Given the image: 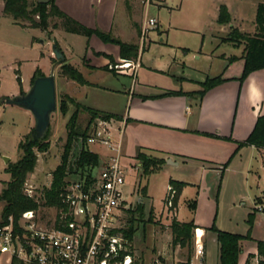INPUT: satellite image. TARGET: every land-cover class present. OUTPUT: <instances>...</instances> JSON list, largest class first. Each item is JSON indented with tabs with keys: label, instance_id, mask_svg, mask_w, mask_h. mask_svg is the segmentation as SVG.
Segmentation results:
<instances>
[{
	"label": "rangeland",
	"instance_id": "rangeland-1",
	"mask_svg": "<svg viewBox=\"0 0 264 264\" xmlns=\"http://www.w3.org/2000/svg\"><path fill=\"white\" fill-rule=\"evenodd\" d=\"M260 3H264V0H121L119 6L117 0H112V4L104 8L106 12L111 9L116 15L115 28L119 31L110 34L113 38L137 46L139 57L136 62L117 58L118 61L108 65L112 72L103 74L90 72L85 66L87 60L92 58L90 63L99 66L104 59L108 60L107 63L110 59L91 56V52L87 55L85 36L70 34L63 29L55 33L54 25L59 22L57 18L49 19L48 32L39 29L22 30L13 24L11 17L0 19V94L9 97L13 92L21 94L28 91L37 70L49 75L54 69L56 79L57 111L52 116L47 136L51 147L47 153L38 154V164L34 173L28 176L26 191L32 190L31 195L39 197L45 187L51 186L52 174L61 162L68 136L67 124L76 111V107L68 102V114L62 113L60 106L64 96H74L84 107L121 113L126 104L125 98L114 92H126L132 83L130 77L119 76L126 70L121 67L130 64V67L135 68L139 62L144 64L143 67L166 72L164 75L163 72L147 68L140 72V78L163 87L169 86L174 75L192 80L185 83V90L198 89L192 84H203L208 78L224 77V67H238L236 57L242 56L245 45L235 46L223 41L224 38L228 39L229 34L220 31L219 7L227 4L238 19L233 20L231 15L233 28L241 35L250 36L255 32L254 26L256 29L255 21ZM150 19H155L158 26L144 35L143 28ZM227 31L231 32V29ZM54 33L63 48L61 50L68 55L66 61L83 73L87 80L100 87L92 85L83 88L77 82L62 76L61 64H56L54 55ZM93 45L97 50L118 54L117 46L103 44L105 47H97L95 42ZM85 57L87 60H84ZM231 70L234 74L238 72L236 68ZM231 73L228 70L226 76ZM130 104L129 102L128 107ZM78 117L79 125L86 127L89 124L88 113L81 110ZM33 128L34 120L28 111L0 104V180L10 181V175L3 169L21 159L23 153L19 144L26 141ZM131 136L128 128L123 163L127 168L125 200L133 212L140 204L144 207V218L141 222H136L138 230L130 242L137 264L191 263L195 253V231L190 248L174 247L170 227L173 215L167 211L162 212L171 179L193 183V186L185 189L180 199V221L191 222L194 219L208 228L215 226L221 231L235 234L244 232L249 223V214H253L256 200L264 192V171L258 155L252 157L250 152L245 151L243 157L235 159L230 165L232 172H227L218 192H214L208 185V179L199 176L198 170L201 167L197 163L181 161L176 167L169 164L168 158L161 168L152 169L145 174L140 167L142 163L131 158L135 147ZM90 149L103 159L108 153L99 145H90ZM144 153L151 157H164L162 153ZM6 159L10 161L7 163ZM174 160V163H178V160ZM138 164L139 167H136ZM100 170L102 166L96 172ZM73 179L74 177L70 180ZM193 204H196L195 208L191 207ZM2 205L4 206L0 203V208ZM257 208L261 210V207ZM1 213L2 211L0 219ZM56 215L54 208L42 207L36 213V218L43 224H51ZM209 242L212 251L209 261H216L214 243L210 239ZM3 264L7 263L3 261Z\"/></svg>",
	"mask_w": 264,
	"mask_h": 264
},
{
	"label": "crops",
	"instance_id": "crops-1",
	"mask_svg": "<svg viewBox=\"0 0 264 264\" xmlns=\"http://www.w3.org/2000/svg\"><path fill=\"white\" fill-rule=\"evenodd\" d=\"M120 3L121 0H117V5L120 6ZM110 4H112V0H98L96 2L94 0H56V5L62 12L74 18L84 26L93 30H99L106 34L119 31L117 27L115 28L116 15L111 9L109 12H106L104 8ZM4 5L5 0H0V19L7 18L3 12ZM222 5H225L228 8L230 14L232 13L233 20L238 21L237 17L234 16L233 10H231L227 4H221V6ZM13 24L22 30L31 29L22 28L17 25L14 20ZM233 26L234 23H231V25L228 26L219 25L220 31L227 34L230 33L227 30H230ZM55 30L56 33L60 32L62 29L59 28ZM254 31H256L255 26ZM55 33L53 34V37L55 42H57ZM160 34H162V32H160ZM224 39L225 40L223 41H227L226 38ZM161 41L164 43L163 39ZM93 42L97 44V47H105L103 44L107 45V43L103 42L97 36L87 38V55L91 52V56H96L100 59L104 58V55L105 57H113L115 61L121 59L120 48L118 46V54L113 55L103 50H97L93 45ZM57 43L59 47L62 48L59 42ZM109 45L113 44H108L107 46ZM114 46L116 47V45ZM63 52L64 51H62V53ZM243 53H241L242 56L236 57L238 58V67H232L234 70L236 68L238 72L235 74L231 73V67H224L225 74L223 75V78L226 79V81L208 91L202 100L195 95L202 89L201 82L192 84L194 87L197 86L198 89L186 88L185 90V83L192 82V80L174 75L173 81L169 86L163 87L140 78V72L144 68H147L152 71L163 72L165 75L166 72L164 70L143 67L144 64L140 62L138 67L126 68L125 73L120 74L119 76L130 77L132 79L131 86L126 92H114V94H121L120 96L125 98L126 104L123 112L116 113L108 110H100L122 117L121 121H114V126L123 130L122 163H124L126 157L124 152L126 146L125 136L127 129L129 128L133 144L135 145L134 156H131L132 159H136L137 154L142 150L143 152L162 153L164 154L163 158L165 160L168 158L171 159L173 156L174 158L171 160H178L176 165L172 164L176 167L180 165L179 162L181 161L194 164L197 163L201 167V169L198 170L199 176L208 179V185L214 192H218L221 182L230 171L232 172V168H230L231 163L238 157H243L245 151L250 152L252 157L257 155L260 157L264 171L263 150H259L254 146H246L234 155L238 148V143L245 142L248 139L258 118L264 115V69L251 74L244 83H241L239 78L242 75L244 66V61L242 59L244 55ZM63 54L67 60L68 55L65 52ZM98 54L103 55L99 56ZM49 57L51 58L52 55L50 54ZM91 59L92 58H90V60ZM84 60H87V58L85 57ZM90 60H87L88 63L85 65L90 72L101 74H103V72H108L103 70V68L108 66L111 61L107 63L108 60L106 61L104 59V62L97 66L90 63ZM66 63L69 64L67 61ZM228 70L231 74L226 76ZM86 81L88 82V85H81L83 88L91 87L92 85L100 87L87 79ZM103 89L106 91L108 90V88ZM15 95L19 94L13 92L8 96L13 97ZM0 96L4 97L1 94ZM72 98L77 102V99L74 96H72ZM129 102L131 104L128 107ZM98 155L101 160L100 166L104 167L108 160V153L106 154L105 159H103L100 154ZM233 155L234 157L230 160ZM229 160L230 162L228 163ZM139 165L140 164L136 165V167H139ZM100 166L98 168H100ZM6 168L7 167L5 166L3 169L4 172ZM98 173L99 172H96V174ZM6 174L9 175L8 173ZM7 182L9 181L0 180V194ZM181 182L188 184L181 194L182 197L185 189L193 186V183H190L187 180H182ZM169 187L170 183L168 184V192ZM262 195V197H258L256 200L253 214H249L254 215L252 228H250L248 223L244 232L241 233V235H248L250 233L252 240L243 243V251L239 264H259L260 258L256 241H264V192H262ZM166 197L162 212L164 213L167 211L168 213H171L166 204ZM141 201L142 200H140V202ZM179 207L180 200L175 214L172 213L173 217L181 223H189L182 222L178 219ZM257 207H261V210H258ZM2 208L3 205L0 208V212L2 211ZM191 222H194L197 226L195 234L200 237L203 236V242L205 245L204 264H220V246L216 234L209 231L207 226L200 224L197 220L193 219ZM199 231H202V234H200ZM209 239L214 243L213 250L216 254V261H209L212 252L209 247ZM178 258L177 254L176 259ZM190 264H198L195 254H193Z\"/></svg>",
	"mask_w": 264,
	"mask_h": 264
},
{
	"label": "trees",
	"instance_id": "trees-1",
	"mask_svg": "<svg viewBox=\"0 0 264 264\" xmlns=\"http://www.w3.org/2000/svg\"><path fill=\"white\" fill-rule=\"evenodd\" d=\"M3 12L5 16L11 17L22 28L39 29L43 32L49 31V19L57 18L59 22L54 25V29L61 28L67 33L77 34L87 38L97 36L107 44L118 46L120 48V58L129 62H136L139 57V49L137 46L113 38L111 34H106L84 26L62 12L57 7L56 0H49L47 3H40L39 0H5ZM255 23L256 31L253 35H241L238 30L232 27L227 39L228 42L233 43L235 46L245 45L244 55L242 57L244 61L243 72L239 78L241 83H244L251 74L264 69V3L258 5ZM218 24L223 26L231 24V14L225 5L220 7ZM55 45L61 49L57 42ZM98 55L101 56L103 54ZM107 57L111 62H115L113 57ZM56 64H61L60 67L63 77L75 81L82 86L88 85L83 74L78 69L67 64L66 59L63 62L57 60ZM103 70L112 72L108 66L104 67ZM41 76H45V74L37 70L32 84ZM225 81L226 79L222 76L208 78L202 84L201 91L195 95L202 100L208 91L221 85ZM68 102L76 107V111L72 114L67 124V142L64 146L61 162L52 174L53 180L51 186L45 187L39 197H31L26 193V182L28 176L34 173L37 167L38 154L47 153L51 147V141L47 139L48 132L43 139L38 141H34L31 134H29L26 137V141L20 142L19 144V149L22 151L23 156L16 163H10L5 170L10 175V181L5 183L6 186L0 195V202L4 204L0 219V229L9 222L10 218L18 224L23 214L29 211L39 212L42 207L65 208L59 195L67 181L72 177H86L90 179L92 177V171L100 166V156L92 151L88 144V138L93 131L92 126L98 120L121 121L122 117L84 107L69 96H64L61 101L60 109L64 115H67L69 112ZM0 104L2 103L0 102ZM81 110L90 116L89 124L86 127L78 123L79 111ZM246 146H254L264 151V115L258 118L248 139L245 142L238 143V148L234 155ZM234 155L230 160H232ZM136 159L142 163L141 167L145 174L152 171V169L156 170L159 167L161 168L165 162L164 158L151 157L142 150L139 151ZM187 185V183L181 181H170L166 204L171 201L172 205L169 207L171 213L177 210L181 194ZM195 206L196 204L191 205L192 208H195ZM127 214L128 225L123 230V233L131 242L134 233L138 230L136 222H141L144 218L143 204H140L134 212L129 210ZM253 220L254 215H250V228L253 226ZM170 227L174 247L190 248L192 246L194 231L197 230L194 222L181 223L173 217ZM208 230L214 232L217 236V241L220 246V264H239L243 251V243L252 240L250 233L248 235L235 234L221 231L215 226ZM256 244L260 258L259 264H264V241H256Z\"/></svg>",
	"mask_w": 264,
	"mask_h": 264
},
{
	"label": "built area",
	"instance_id": "built-area-1",
	"mask_svg": "<svg viewBox=\"0 0 264 264\" xmlns=\"http://www.w3.org/2000/svg\"><path fill=\"white\" fill-rule=\"evenodd\" d=\"M157 23L155 19L146 22L143 34ZM126 66L131 65L121 68ZM92 129L88 144L108 152L105 166L98 174L97 168L92 171L90 179L67 181L59 195L65 208H54L53 223L43 224L35 211L24 213L18 224L10 218L0 229V264H137L123 233L130 210L125 200L123 130L114 126V120H98ZM32 192L26 191L35 197ZM171 205L169 201L168 208ZM195 237V258L204 264L203 236Z\"/></svg>",
	"mask_w": 264,
	"mask_h": 264
},
{
	"label": "water",
	"instance_id": "water-1",
	"mask_svg": "<svg viewBox=\"0 0 264 264\" xmlns=\"http://www.w3.org/2000/svg\"><path fill=\"white\" fill-rule=\"evenodd\" d=\"M40 3H47L49 0H39ZM54 55L59 61H65L61 49L54 44ZM2 104L14 106L28 111L34 120V128L31 137L34 141L43 139L50 129L52 116L57 111L56 79L54 69L49 75L38 77L29 90L13 97H2ZM7 163L10 159H6ZM169 164L174 163L169 159Z\"/></svg>",
	"mask_w": 264,
	"mask_h": 264
},
{
	"label": "bare ground",
	"instance_id": "bare-ground-1",
	"mask_svg": "<svg viewBox=\"0 0 264 264\" xmlns=\"http://www.w3.org/2000/svg\"><path fill=\"white\" fill-rule=\"evenodd\" d=\"M126 67H128V66H126ZM202 231H203V230H202ZM202 231H199V233L202 234Z\"/></svg>",
	"mask_w": 264,
	"mask_h": 264
}]
</instances>
